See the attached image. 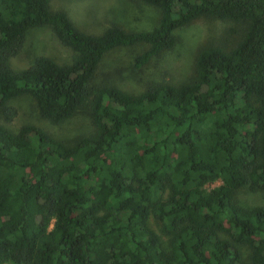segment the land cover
Listing matches in <instances>:
<instances>
[{"label":"trees","instance_id":"obj_1","mask_svg":"<svg viewBox=\"0 0 264 264\" xmlns=\"http://www.w3.org/2000/svg\"><path fill=\"white\" fill-rule=\"evenodd\" d=\"M50 1L0 0V264H264V207L235 199L245 185L264 193V0H132L157 10L156 25L98 34ZM199 17L241 31L202 46L188 80L138 94L92 84L107 51L144 45L140 68ZM40 26L69 62L38 55L14 69L25 32ZM24 94L49 123L83 113L90 130L63 141L11 129L10 101Z\"/></svg>","mask_w":264,"mask_h":264},{"label":"rangeland","instance_id":"obj_2","mask_svg":"<svg viewBox=\"0 0 264 264\" xmlns=\"http://www.w3.org/2000/svg\"><path fill=\"white\" fill-rule=\"evenodd\" d=\"M50 7L63 10L73 26L87 34H98L110 25L124 30H148L158 20L157 10L153 6L132 0H51ZM240 31L241 25L237 23L210 17L196 18L175 29L172 47L152 57L140 68L132 67V59L145 48L144 45L117 47L107 51L95 70L92 84L108 81L127 93L138 94L151 83L177 84L186 81L192 76L194 58L202 46L224 39L235 40ZM71 54L47 26L33 27L25 32L21 51L9 63L14 69H21L29 65L35 56L44 55L63 64L69 62ZM10 104L16 109L15 117L7 124L11 129L21 124H32L63 141L90 130L89 120L83 113H77L59 124L49 123L39 116L31 97L26 94L12 99ZM219 183L220 180L216 179L205 184L204 188L208 190ZM235 199L243 207H264V193L248 185L237 190ZM149 223L156 229L151 217ZM236 247L242 259L247 260L249 249L243 245Z\"/></svg>","mask_w":264,"mask_h":264}]
</instances>
